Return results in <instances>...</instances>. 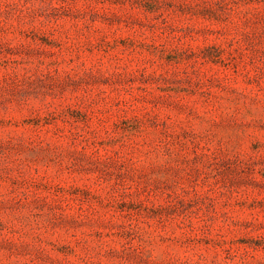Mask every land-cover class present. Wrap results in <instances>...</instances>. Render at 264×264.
I'll return each instance as SVG.
<instances>
[{"label":"rangeland","instance_id":"1","mask_svg":"<svg viewBox=\"0 0 264 264\" xmlns=\"http://www.w3.org/2000/svg\"><path fill=\"white\" fill-rule=\"evenodd\" d=\"M0 264H264V0H0Z\"/></svg>","mask_w":264,"mask_h":264}]
</instances>
